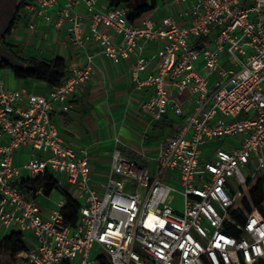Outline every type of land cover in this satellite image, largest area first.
Here are the masks:
<instances>
[{
    "label": "built area",
    "instance_id": "built-area-1",
    "mask_svg": "<svg viewBox=\"0 0 264 264\" xmlns=\"http://www.w3.org/2000/svg\"><path fill=\"white\" fill-rule=\"evenodd\" d=\"M167 2L186 7L176 14L164 10ZM167 2L131 22L125 6L107 0H25L29 32L40 22L65 25L85 59L44 94L10 89L0 77V228L2 237L30 240L16 264H95L100 256L110 264L264 261V194L242 221L230 213L248 183L264 192V0ZM90 44L112 62L134 58V89L151 90L141 112L154 121L168 113L185 118L153 157L125 155L115 137L108 178L98 187L87 149L68 146L51 119L55 106L67 112L89 82ZM147 44H154L150 55ZM45 174L60 193L68 184L80 204L74 223L64 216L62 193L53 209L39 202L49 196L42 186L19 188Z\"/></svg>",
    "mask_w": 264,
    "mask_h": 264
},
{
    "label": "crops",
    "instance_id": "crops-1",
    "mask_svg": "<svg viewBox=\"0 0 264 264\" xmlns=\"http://www.w3.org/2000/svg\"><path fill=\"white\" fill-rule=\"evenodd\" d=\"M167 1L157 0L156 5H163ZM167 3L168 7L164 10H172L176 14L186 7H171L170 3ZM77 11L81 12L78 8ZM49 13L53 15L52 11ZM29 20L28 14L26 21L14 28V50L17 55L49 60L59 57L65 60L68 70L84 64L85 53L69 43L65 25L54 29L52 24L40 22L29 32ZM113 41L117 43L119 37L114 36ZM153 48L154 44H147L145 55L152 54ZM87 49L94 62L89 82L74 93L71 108L67 112H63L59 105L55 106L51 119L68 146L75 150L87 149L92 184L98 187L108 178L115 137L120 138L119 148L125 155L139 158L140 153H145L153 157L157 154L160 142L174 135L185 124V118L168 113L160 121L152 120L140 110V103L151 94V90L138 92L134 89L131 76L134 58L130 56L112 62L98 54L95 44L88 45ZM2 79L10 89L26 88L37 94H44L49 90V87L41 82L19 80L14 75L10 79L8 73H5ZM171 115L179 120L175 121ZM158 126L167 129L168 135L162 131L154 139L150 138L147 128L154 130ZM27 151L24 149L16 153L18 165L26 158Z\"/></svg>",
    "mask_w": 264,
    "mask_h": 264
},
{
    "label": "trees",
    "instance_id": "trees-1",
    "mask_svg": "<svg viewBox=\"0 0 264 264\" xmlns=\"http://www.w3.org/2000/svg\"><path fill=\"white\" fill-rule=\"evenodd\" d=\"M110 5H123L127 8L128 19L133 22L141 16L149 13L157 4V0H147L142 4H136L133 0H107ZM25 0L20 2L18 11L24 7ZM21 15H17L16 20L19 21ZM16 26L14 25V28ZM11 31V34L14 31ZM14 50V45H9ZM13 56L21 64V67L11 68L4 64L2 69H10L16 79L19 80H33L46 84L49 88L59 86L68 75V65L65 60L59 57L53 59L42 58H24L14 51ZM124 153V152H123ZM42 186L45 195H50L51 192L57 188L56 182L49 175L45 174L33 180L32 182H22L19 188L29 192L35 191ZM61 193L65 197L66 206L64 216L67 221L74 223L77 218V212L80 204L74 201L67 193L65 188H60ZM264 194L258 182H250L245 187L240 198L235 200V204L230 210L232 216L238 221H242V214L249 213L253 208L259 206L260 198ZM27 249L21 233L11 232L0 238V264H16L17 256L20 252ZM3 258V259H2ZM95 264H110L104 256H100L95 260ZM259 264H264L262 261Z\"/></svg>",
    "mask_w": 264,
    "mask_h": 264
},
{
    "label": "flooded vegetation",
    "instance_id": "flooded-vegetation-1",
    "mask_svg": "<svg viewBox=\"0 0 264 264\" xmlns=\"http://www.w3.org/2000/svg\"><path fill=\"white\" fill-rule=\"evenodd\" d=\"M22 0H0V72L3 70L2 65H9L13 48L11 45V31L19 22L16 20L17 15H21L23 8L18 11ZM14 57V56H13ZM15 58V57H14Z\"/></svg>",
    "mask_w": 264,
    "mask_h": 264
},
{
    "label": "rangeland",
    "instance_id": "rangeland-1",
    "mask_svg": "<svg viewBox=\"0 0 264 264\" xmlns=\"http://www.w3.org/2000/svg\"><path fill=\"white\" fill-rule=\"evenodd\" d=\"M136 4H142V3H145L147 2V0H133ZM161 1V0H159ZM21 22L19 23L20 24H23L25 21H26V16H25V13H24V10L22 11L21 13ZM5 73H8L9 74V78L12 79L13 77V73L11 70H8V69H3L1 72H0V77H4V74ZM172 118L176 119L175 116H172ZM179 119H176L175 121H178ZM175 124V123H174ZM165 132V134L168 135L167 133V129L165 128H160L159 126L156 127V129L152 130V129H149L147 128V133H148V136L152 139H154L156 136H158V134L160 132ZM174 184V183H173ZM65 188H69L68 184L65 183ZM63 199L61 193L57 190H54L48 197H44V198H39V202L40 203H45L48 207L50 208H56V205L59 201H61ZM181 203H182V199L181 197L178 195V194H175L174 195V200H173V203L172 205L175 206L176 208H181ZM6 232L0 228V238L5 234ZM30 240H28V236L25 235V242L26 243H29ZM98 253V250L97 248L95 247L91 253V259L93 258H96L97 257V254ZM3 259V258H2Z\"/></svg>",
    "mask_w": 264,
    "mask_h": 264
},
{
    "label": "water",
    "instance_id": "water-1",
    "mask_svg": "<svg viewBox=\"0 0 264 264\" xmlns=\"http://www.w3.org/2000/svg\"><path fill=\"white\" fill-rule=\"evenodd\" d=\"M9 58L11 59V63L8 65L11 68L21 67V64L18 60H16L11 54H9Z\"/></svg>",
    "mask_w": 264,
    "mask_h": 264
}]
</instances>
